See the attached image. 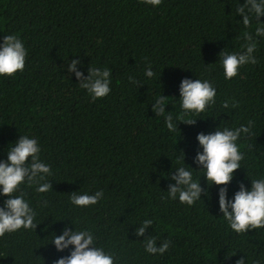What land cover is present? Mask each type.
Wrapping results in <instances>:
<instances>
[{
    "label": "trees",
    "instance_id": "1",
    "mask_svg": "<svg viewBox=\"0 0 264 264\" xmlns=\"http://www.w3.org/2000/svg\"><path fill=\"white\" fill-rule=\"evenodd\" d=\"M235 7V0H161L156 7L145 0H0V38L14 34L27 49L23 71L0 76V159L26 134L37 139L40 159L52 170L46 193L21 185L37 225L0 236V264H51L67 255L47 242L50 233L71 227L69 220L91 229L116 264H264V227L231 230L218 212V186L210 188V201L189 206L167 199L169 181L161 176L182 163L181 150L196 167L197 132L248 121L251 133L237 141L242 167L228 195L237 181L248 185L247 175L264 174V39L257 62L228 80L216 61L222 48L238 51L245 43ZM71 59L85 76L88 67L108 68L110 92L92 99L66 71ZM146 67L153 77L144 76ZM182 77L209 80L216 102L185 117L195 124L181 121L169 132L151 104L161 93L170 96L166 111L175 120ZM101 189L96 204L69 201L72 191ZM146 218L153 224L138 237L134 227ZM149 235L157 245L169 241L165 253L144 251Z\"/></svg>",
    "mask_w": 264,
    "mask_h": 264
},
{
    "label": "clouds",
    "instance_id": "2",
    "mask_svg": "<svg viewBox=\"0 0 264 264\" xmlns=\"http://www.w3.org/2000/svg\"><path fill=\"white\" fill-rule=\"evenodd\" d=\"M146 4L156 7L161 0H145ZM235 13L243 25L241 33L242 50L226 51L222 48L216 60L223 70L225 80L237 75L245 64L257 62L255 52L259 39H264V22L259 18L264 16V0H235ZM256 21L254 27L252 22ZM27 49L20 38L14 34L3 35L0 38V76H11L17 71H23ZM78 59H71L66 65V71L74 74L80 87L85 89L92 99L106 96L110 92V70L108 68L88 67L85 76L77 67ZM144 76L151 78L154 72L146 67ZM160 77V76H159ZM131 80L132 78L129 77ZM178 99L180 113L175 120L166 111L168 97L162 93L155 97L151 104L154 115L163 116L164 125L169 132H175L178 122L195 124L196 119H186L203 112L216 102V88L207 79L182 77L178 83ZM223 107L228 108L229 102L223 101ZM231 107H236L233 101ZM252 121L240 124L238 127H221L218 124L209 132L199 131L195 135L197 150L192 157V165L185 163V152L180 151L177 159L182 161L177 167H170L161 175L169 181L167 199L176 200L181 204L193 205L194 202L211 200L210 188L218 186L216 203L218 212L227 226L236 233L264 227V174L251 178L246 186L243 181L236 182V188L228 195V185L234 179V170L241 168L243 153L239 150L237 141L242 134L251 133ZM180 138V137H179ZM6 153V159H0V236L14 233L20 229L35 228L37 215L33 207L21 192V185H35V191L46 193L52 188L46 179L52 175L50 165L40 159V145L37 139L29 135H18ZM174 169V171H173ZM195 173V175H194ZM203 175L206 183L201 187L200 177ZM103 196V190L92 193L72 191L69 201L77 207H87L96 204ZM63 225L59 234L50 233L51 243L57 252L67 250V255H61L51 264H116L114 256L95 243V235L91 229H77L76 222ZM153 224L152 219H143L138 227H134L136 236H143L146 229ZM144 251L148 254H163L169 247L167 239L158 245L156 237L144 236L142 239Z\"/></svg>",
    "mask_w": 264,
    "mask_h": 264
}]
</instances>
